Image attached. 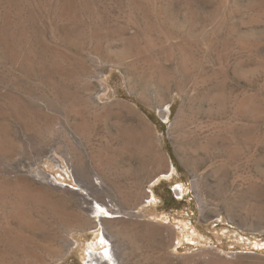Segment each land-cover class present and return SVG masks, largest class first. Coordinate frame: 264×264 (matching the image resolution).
I'll return each mask as SVG.
<instances>
[{
	"label": "rangeland",
	"instance_id": "obj_1",
	"mask_svg": "<svg viewBox=\"0 0 264 264\" xmlns=\"http://www.w3.org/2000/svg\"><path fill=\"white\" fill-rule=\"evenodd\" d=\"M0 35L2 263L264 264V0H0Z\"/></svg>",
	"mask_w": 264,
	"mask_h": 264
},
{
	"label": "bare ground",
	"instance_id": "obj_2",
	"mask_svg": "<svg viewBox=\"0 0 264 264\" xmlns=\"http://www.w3.org/2000/svg\"><path fill=\"white\" fill-rule=\"evenodd\" d=\"M2 35V33H1ZM0 35L1 38H3L2 36ZM0 38V39H1ZM5 39V37H4ZM8 39L6 38V41ZM1 41V45L3 46V48L8 51L9 47L7 46L9 44H7L6 41ZM11 48V47H10ZM243 102H245V100H243ZM53 103V102H52ZM57 103V102H56ZM251 103V101H250ZM243 104V103H242ZM246 105V104H245ZM249 105V104H247ZM246 105V106H247ZM53 106V105H52ZM243 106V105H242ZM240 108V107H239ZM244 109V108H243ZM247 110V109H246ZM251 110V109H250ZM117 116V113L112 110L111 108H104L100 113H99V117L101 119H103V121H106L108 122V120L110 121L111 119L114 120V118H116ZM119 119V117H118ZM143 120V118H142ZM145 122V121H144ZM115 125V124H114ZM147 125V124H146ZM119 129H121L122 131H120V135H121V138H122V141H123V145H125L124 147L126 148L127 146L129 145H132V144H140L141 148H145L144 151H148L150 150L152 147H151V142L153 140L150 141V139L152 138H148L147 134H145V132H137V131H134V130H131L129 128H121L122 126L118 125ZM146 127V126H145ZM150 127V126H149ZM145 131V130H144ZM147 132V131H146ZM240 132V131H239ZM243 133V131L240 132V134ZM239 134V133H238ZM243 136V135H242ZM158 139V138H157ZM159 141V140H158ZM159 143V142H158ZM139 149V148H138ZM143 152V151H142ZM154 152V151H153ZM104 163V166L106 168V170L110 171L113 169L114 164H113V160L112 158H106L105 160L102 161ZM115 162V161H114ZM118 167V166H117ZM114 172V171H113ZM71 188L68 187V190H70ZM73 193H75L74 190H72ZM81 194L82 195H79V196H82L85 200H87V192L86 191H81ZM27 201V200H26ZM39 202V201H38ZM21 203V202H20ZM33 205V204H32ZM18 210V212L16 211L15 213V216L17 215H24L25 213V203H21L19 204L18 208H16ZM92 210V219H94V225L96 228H99L101 226H109V225H119V219L116 218V216H113L109 213V211L107 210V208L102 204H99V203H95L94 206H92L91 208ZM111 211V210H110ZM13 213V212H12ZM80 215V214H79ZM129 215H132L131 213H129ZM19 216V217H21ZM65 221L64 223H62V227L64 228V231H66L67 233H69V227L71 226L69 221L70 218L72 220H75L77 222H80V217L78 215H73V216H68V219L67 217H65V215L63 216ZM22 218V217H21ZM17 220V219H16ZM22 220V219H21ZM13 222V221H12ZM74 222V221H73ZM89 222V221H88ZM9 223V222H8ZM27 223V222H26ZM121 223V222H120ZM86 224V223H85ZM16 225V224H15ZM164 226V225H163ZM23 226L21 225H16L15 228H13V231H15V233H17L18 235L20 234H23L24 232H22V228ZM163 228V227H162ZM71 229V228H70ZM109 229V228H108ZM169 231H172V229L170 227L167 228ZM4 231V229H3ZM7 231V230H6ZM11 231V230H10ZM32 232V231H31ZM161 232V231H160ZM127 230L126 228L125 229H121V228H116V233H115V236H117L119 238V236H123V237H128L127 236ZM4 235V234H3ZM9 236V235H8ZM4 237V236H3ZM5 239V238H3ZM19 239V238H18ZM28 239V238H27ZM19 241V240H18ZM0 242H2L1 238H0ZM14 243V242H13ZM96 245H101L103 247H107L106 250L103 252V253H99V254H95L93 252H87L86 253V257H88V259L85 261L84 264H108L107 262V259L112 263V264H121L116 255L113 253L112 249H110L109 245H110V241L108 240V238L106 237V233L105 231H103L101 233V238L100 240L98 239L97 242H96ZM4 246V245H3ZM2 246V247H3ZM1 247V248H2ZM7 249V248H6ZM45 249H47L49 251V247H45ZM26 251V250H25ZM50 251L52 252V250L50 249ZM55 251V250H53ZM36 254V253H35ZM31 252L30 254V258L32 260H34V264H46L45 261L42 259V256L40 255H35ZM51 254V253H50ZM6 255V254H5ZM49 256V255H48ZM2 255H0V264H5V263H2ZM7 260V259H6Z\"/></svg>",
	"mask_w": 264,
	"mask_h": 264
}]
</instances>
